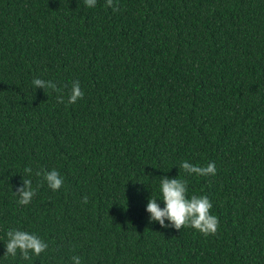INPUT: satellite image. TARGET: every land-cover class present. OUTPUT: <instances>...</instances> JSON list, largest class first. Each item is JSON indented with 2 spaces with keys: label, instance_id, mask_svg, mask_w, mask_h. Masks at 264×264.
Instances as JSON below:
<instances>
[{
  "label": "trees",
  "instance_id": "obj_1",
  "mask_svg": "<svg viewBox=\"0 0 264 264\" xmlns=\"http://www.w3.org/2000/svg\"><path fill=\"white\" fill-rule=\"evenodd\" d=\"M114 3L0 0V264H264V0ZM163 177L209 198L214 234L149 222ZM9 229L48 248L4 255Z\"/></svg>",
  "mask_w": 264,
  "mask_h": 264
},
{
  "label": "clouds",
  "instance_id": "obj_2",
  "mask_svg": "<svg viewBox=\"0 0 264 264\" xmlns=\"http://www.w3.org/2000/svg\"><path fill=\"white\" fill-rule=\"evenodd\" d=\"M84 4L87 8H94L97 0H84ZM106 7L112 8L114 12L119 10L114 0H106ZM32 84L36 89L59 91L56 83L52 80L34 78ZM83 95L79 81H75L67 96V103L74 104L78 99H82ZM57 99L59 103L65 102L63 95L58 96ZM180 167L186 174H195L197 176L216 174V165L214 163H209L207 166H197L188 161H183ZM24 172L26 175L31 176L33 169L26 167ZM36 175L42 176L43 181L52 191L59 190L64 184V178L55 169L43 173L37 172ZM187 192L188 187L185 180L167 177L160 178L158 195L149 198L145 207L149 222H156L161 228L165 229L173 227L179 230L183 227H190L204 235L214 234L218 229L219 220L210 211L213 205L209 198L205 195L188 197ZM13 194L19 197L17 201L19 205H28L35 195L32 180H23L22 187ZM158 201L163 203L162 208ZM83 203H87V197L83 199ZM5 236L4 255L13 258L19 253L24 261L31 262L33 257H38L48 248V244L37 235L21 229H9ZM71 264H83L82 257L78 255L72 256Z\"/></svg>",
  "mask_w": 264,
  "mask_h": 264
}]
</instances>
